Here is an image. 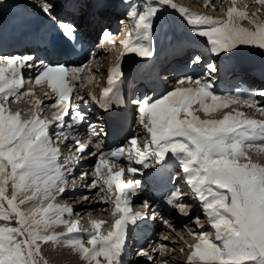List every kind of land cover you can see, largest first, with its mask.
I'll list each match as a JSON object with an SVG mask.
<instances>
[{"label":"snow or ice","instance_id":"6c2138e0","mask_svg":"<svg viewBox=\"0 0 264 264\" xmlns=\"http://www.w3.org/2000/svg\"><path fill=\"white\" fill-rule=\"evenodd\" d=\"M259 2L264 4V0ZM3 3L4 0H0V5ZM125 3L129 5L126 17L130 20V31L127 38L121 41L122 55L132 54L140 58H152L155 55V21L165 7L178 12L193 35L206 38L214 55L231 53L241 45L264 50V21L256 18L255 13L249 16L246 11L238 10L234 4L228 9L226 19H214L189 12L172 0H146L143 5L132 4L131 0H125ZM41 4L43 13L55 21L51 0H41ZM241 19H247L253 27L241 26ZM57 27L67 41L75 43L77 28L74 23L59 20ZM103 35L111 41V34L107 30ZM89 55L95 56V53ZM4 59L8 63L0 65V220L11 221L15 217L17 226L0 225V264H40L37 259L40 244L49 241H66L86 264H101L100 257H103L105 264H123L128 223L155 219L157 213L148 200L142 204L143 213L131 212V198L137 195L141 182L133 178L123 180V166L116 172L112 168L119 165L122 157L129 162L134 160L145 169L150 166L147 162L149 157H155V164L163 166L169 152L176 156L185 180L200 201L208 223L216 229V240L219 241L215 243L208 240L203 232H192L197 243L190 246L193 250L188 257V264H264V165L250 160L240 163L241 159H248L246 148L259 147L264 150V144L256 143L258 139L264 141V120L241 118L243 113L240 112L235 115L227 113L219 120H201L192 110L193 104H198L199 110L206 114L235 103L255 108L256 98H264V90L221 97L212 90L211 79L181 78L177 83L192 82L196 87L176 88L155 100L144 98L132 101L139 114V123L151 136V140L144 145L145 151H140L137 138L132 137L130 147L121 145L107 152L101 151L97 156L96 152L89 149L91 140L85 144L72 135L85 121L86 114L71 108L70 101L76 87L74 82L79 80L78 74L87 65H53L42 60L37 62L33 56ZM200 60V56H195L191 62L197 64ZM87 63H91V60ZM207 68L208 77L217 71L214 64H209ZM24 69H35L34 77H27L29 82L34 80L39 85L46 81L56 94V100L50 107L60 106V111L54 114L60 129L56 133L57 139L67 140L72 136L77 153L81 156H97V179L90 186L98 187L102 167L108 168L103 185L109 191L115 185L117 194L112 201L113 216L118 215L119 218L115 219L106 235L100 232L104 221L94 222L95 231L89 234L87 240L91 247H85L82 239L69 236L79 231L78 221L71 219L73 210L50 202L66 191L67 176L73 171L71 165L78 159L65 157L61 164L60 149L53 147L54 142L48 135L49 123L36 113L30 120L22 119L19 112H12L6 106L9 97H13L15 102L31 94L30 90L20 91L25 80ZM123 77L118 61L111 68L107 86L98 101L104 110L125 103L120 93ZM93 78L90 76L87 82L91 83ZM91 98L96 99L95 96ZM41 103L36 101L37 112ZM258 111L264 112V108ZM65 117L68 119L65 120ZM98 135L89 128V137ZM95 146L100 147L99 143ZM67 147L71 148L72 145ZM127 172L136 174L140 169L129 166ZM86 176L87 173L81 174L82 179ZM9 182L12 189L10 198L7 195ZM103 185L100 191L104 190ZM28 192L31 195H26ZM181 195L178 190L170 192L166 198L167 204L178 214L190 217L194 224L199 225L200 217L187 210L190 206L182 202ZM19 196L24 198L18 201ZM36 200H39V206L29 213L21 210L20 205ZM65 214L68 220L63 218ZM163 223L171 228L166 219ZM56 225H65L66 233L49 234V230ZM163 239L167 240L168 237ZM165 247L161 244L159 250L163 251ZM156 251V247L150 246V250L141 249L137 255L152 261V254Z\"/></svg>","mask_w":264,"mask_h":264},{"label":"bare ground","instance_id":"6f19581e","mask_svg":"<svg viewBox=\"0 0 264 264\" xmlns=\"http://www.w3.org/2000/svg\"><path fill=\"white\" fill-rule=\"evenodd\" d=\"M11 1H16V2H19V3H26L29 6H33V4H32L33 0H30V1H32V3L29 0H11ZM39 1H41V0H39ZM62 1H63V3L64 2L65 3L68 2V1H64V0H51L53 5H55L56 3H61ZM216 1H218V4H216V5H220L222 0H216ZM231 1H240L241 2L242 0H231ZM245 1L246 2H250L251 4L245 3L243 7H238L237 9L246 11L249 16H251L253 13H255L256 14V18H258L260 21H264V18H263L264 17L263 16L264 12L262 13L263 17H261V18H260L261 15H258L256 13L259 10H263L264 11V4L260 3L259 0H245ZM145 2H146V0H131L132 4H139V5H143ZM153 2H154V0H153ZM185 2H186V0H185ZM185 2H183V3H185ZM253 3L256 5L255 8L253 10L248 9V8H250V6ZM175 4H177L178 7L186 6V4L184 5V4L180 3V1L175 2ZM209 4H211V2H209V0H206V6H208ZM259 4L262 7H260ZM59 6L60 5H56V6L53 7V16H56V17L57 16H64L65 14H68L71 11H73V7H70L67 10H64V9H62ZM188 8L189 7H187V9ZM191 9L192 10L189 11V12L199 13L200 14V12L198 11L199 9H197L196 7L195 8H191ZM97 10H98V12L96 14L97 15L96 16L97 24H96L95 29H98V27L103 28L105 26V24L108 22V23H110V25L108 26L109 30H111L112 32H115V31L119 30V29H117V26L113 25L115 22H118L119 20H121L123 18L125 20L130 21L129 19H126L127 17L125 18L126 13L129 10V5L125 3V0H100ZM168 15H170V17H171L170 20L173 21V24H169L166 21ZM179 15L180 14H178V12L170 9L169 7H165L164 10L158 15V17H157V19L155 21L154 38L166 36L167 38H170V39H165V40H162V41H158V39L156 38L154 40L155 55L152 58H140V57H137V56L132 55V54H124V55H122V58L119 60V62L121 63V67H122V70H123V73H124V77H123V84L121 86L120 93L123 95L124 101L126 99L127 93L131 89V84L129 85V83L133 82V80H131V78L132 77H134V78H137V77L138 78L139 77L143 78V76L139 75L140 71H142V70L149 72L150 74L154 75L156 78L159 77L158 80H157L158 84L161 87L166 86V88L164 89V92L162 94H159V96L157 95L158 93L154 94V99L153 100L157 99V97L160 98L162 95H165L167 92H169V90H171V88L173 87L174 83H173V85L172 84L169 85L168 81L165 82L163 79L160 78V73L163 71V67H164L165 63L167 61L173 59V58L175 59V57H176L177 60L180 59V61H175V64L172 67L175 70V73H174L175 78H177L179 75H182V74L186 75V73H188L190 75L189 77L193 78V76L197 75L198 73H200V71H202L203 74H204L203 78H207V79L211 78V80L213 81V89L212 90L214 91L215 94H217V95H219L221 97L233 96L232 92L230 91L229 88H227V86L230 83V81L232 79V76L238 74V71H240V70L244 71L247 74H249V73L251 74L252 73L251 75L253 76V78L257 79L258 82H261V83L264 82V61L258 60L259 62H262V63H261V65H256L255 63H253L254 61H256L255 57H254L255 59L251 57L252 59L249 60L250 59V55H252L251 53H259V55H260V53L261 52L263 53L264 51H262L261 49L256 48V47L241 45V46H238L236 49H234L231 53H222L219 56L214 55L210 51V45H209L207 39L204 38V37L193 35L192 32L189 29V26L185 23L184 19L179 18ZM179 19L182 20V21H179ZM247 24L250 25L249 23H247ZM121 26L122 25H120V27ZM241 26H243V25L241 24ZM243 27H245V25ZM101 32H102V30L100 31L99 36L97 37V40H96L95 43H97L98 40H99V37H101V38H103L102 46L106 47L108 41L106 42V38L104 37L103 33L101 35ZM117 33L118 32H116V34ZM6 37H8V36L3 35L0 38V40L1 39H5ZM113 39L114 38L111 35V40H113ZM202 42H206V50L202 51V54L200 56V58H201L200 62L197 63V64H193L191 61L197 55L193 54L194 52L191 53L192 51L189 52L190 50H192V48H189V47L190 46L191 47H195V49L198 50L199 49V44L202 43ZM109 44H110V46L113 45L112 42L109 43ZM22 48H23V46L18 45L15 48V50H14V54H17L18 52L22 51ZM203 48L204 47L202 46L201 49H203ZM108 49H109V47H108ZM108 49H107V52H108ZM3 52H5V50ZM107 52H105L103 54H106ZM188 52H189L190 56L188 55ZM114 53H116V50L112 53V55L109 56L110 59L112 58ZM99 54H100V52H99ZM209 54L212 55V58H213L212 59V63L217 68V71L215 73H213V75H214L213 77L212 76L208 77L206 75V73L208 72V68H207L208 65L207 64L210 62V59L206 58V56L207 55L209 56ZM106 58H107V56H106ZM230 58L232 59V61H231ZM260 58L261 57H259V59ZM187 60H189L188 64L184 65V62H186ZM244 60L245 61L249 60V61L248 62H242ZM0 61H2V60H0ZM250 61H252L253 64L247 65V64L250 63ZM205 62H206V64H205ZM109 64H110L109 62L108 63L105 62L104 64L99 66V67H102L103 69H108V71H109L107 74H105L104 78L100 82H98V85H100V87L103 88V89L107 86V80H108V77H109L110 70L114 66L115 63L113 65L112 64L109 65ZM0 65H7V64L4 63V62H0ZM93 66L94 67H92L93 68L92 71L94 72V71H96V69H98V67H95V65H93ZM233 70L235 71V73L231 77H226L227 73L230 72V71H233ZM171 71H172V69L169 70L170 73H171ZM90 76L94 77L93 75H89L88 74L87 75V80H88V78ZM146 79H148V78H146ZM94 81L95 80L93 78L91 83L87 84V85H90L89 87L92 88V86L94 84ZM153 81L155 82L156 79L154 78ZM175 81H176L175 82V87L176 88H181L185 84H186L187 88L196 87V85L194 83H192V82H185L183 84H179V83H177V81H179L178 79H176ZM76 82L77 83H75V85L77 84V88H76L77 91H80L83 88V92L84 93L85 92H88V94L90 93L89 91L85 90V86L84 85L81 86L82 82H81L80 78ZM84 82H83V84H84ZM23 88L26 91L30 90V92H31L30 95H28L26 97H22L24 99L25 103L23 104V101H21L22 98L19 101L13 102L14 98L13 97H9V101H8V103L6 105L12 112H19L21 114V118L22 119H23V116H25L26 114H29V112H31L33 110L32 108L36 107V104L34 102H33V106L31 107V101L33 99H34V101L35 100L36 101L37 100L41 101L42 103L40 104V106L43 105V103L46 104V103L51 102L52 101L51 99L54 100V97L51 95V93H48L47 91L45 92L44 89H42L43 95L38 96L35 93L38 90V88H33V85L29 84V82L28 83L24 82L23 83ZM127 88H128V90H127ZM252 91H254V90H252L250 88H246L244 90H240L239 93L241 95H246L247 93L252 92ZM93 92H94V90H93ZM38 94H40V93H38ZM145 94H146L145 91L142 90L139 93L140 99H143ZM95 95H96V93H95ZM44 97H46V98H44ZM95 97H96L95 100L92 99V101H90L85 95V98L87 99V101L84 100V103L86 102L84 106L87 107V106L94 105L96 107L95 109L99 108L100 104L98 103L97 95ZM256 99H257V105H256L255 108L246 107L242 103H235V104H231L227 108H220V109H218L216 111H212V112H209V113L206 114L202 110H199V105L198 104H193L194 106H192V110H193L194 114L197 115L199 117V119H201V120H213V119L214 120H219V119H222L224 117V115L227 114V113H231L232 115H235L237 112H240V113H243V117H241V118L255 119L257 121H261L263 119L259 116L260 115L259 114L260 111H258V109L264 108V99H261L259 97H257ZM71 101L73 102V104H72L73 107H75V105L79 104L78 103V99H76L75 97H73V99ZM71 101H70V103H71ZM91 102H96V103L95 104H91ZM210 102L211 101H209V103ZM113 107L121 109V108L124 107V104L120 105V106L113 105ZM56 108H57L56 111H54L55 113L60 111V106H57ZM101 109L104 110L103 108H101ZM113 109L114 108H111V109H109L107 111L104 110L107 115L101 114V115H103V119L105 121V124H107V117L109 115L108 112L113 110ZM94 111H93V113H95ZM213 112L215 114H212ZM110 113L116 114V113H113V112H110ZM261 113L264 114V112H261ZM95 114H93V116ZM211 115H217V116L213 117ZM134 116L135 115L133 114V112L130 115H128V114L123 115L121 123L124 125V129L121 130L120 132L124 133L128 129V126L130 125V122L134 118ZM93 118H96V117H93ZM95 121H97V120H95ZM136 121L138 122V124H136V125H139V128H143V126L139 123V114H138V116L136 115ZM105 124H104V126H105ZM96 125L97 126L94 129L95 131L99 130L98 129L99 125L98 124H96ZM89 128H84V132H88ZM56 129L59 130V128H57V127L55 128V130ZM79 131L80 130H78V132ZM146 131H147L146 129H144L142 131L140 130V134H145ZM52 133H53V130L51 131V134ZM53 137H56V139H57V136H52V138ZM77 138H79V137H77ZM104 140H105V137H104ZM121 140L122 139L119 138L118 141H121ZM127 140L128 139H126V141ZM146 140H148V139L145 138V137L142 138L141 135H139L138 142H140L143 145H145L146 143H148V141H146ZM57 141H61V140L57 139ZM64 141H65L64 145L60 142L61 147H65V145H66L68 140H64ZM91 141H93V139H91ZM114 143L116 144L115 145V148H116L118 146L116 139L114 140ZM103 145H104V143L101 144V146H103ZM253 148H254V150H256L255 148H257V147H253ZM245 151H251V150H250V148H246ZM256 153L264 154V152L262 150H260V149H257ZM64 155H63V157H64ZM68 155H67V157H68ZM69 156H70V158H75L76 157L75 155H69ZM60 157H62V156H60ZM149 158H150V160H148L147 162L149 163L150 166L148 168H146V169L144 168V171H141L142 176H141V173H139V174L138 173H136V174L128 173L127 172V168L129 166L130 167H134V168H138V167H136V164H134V160L131 161V162L126 160V167L123 165L124 168H125V172H124L125 176L123 174L122 179L126 180L127 178H125V177L131 178V177H133L132 175H135V176L138 175L139 178H141V179H143V178L145 179L146 176L147 177H153L154 175L155 176L157 175V177L159 179L165 177L167 180H169L172 187L177 185V183L181 182L182 186L184 187V192H185L184 195L183 194L181 195V200H182L183 203H185V204L190 206L187 210L190 211L193 215L197 214V212H198V214H201L200 213L201 211L205 214L204 209L202 208L201 203L198 200L196 194L193 192V190L191 189L190 185L187 183L185 178L181 176L182 175L180 173L181 172V168L179 167L178 160L176 159V156L173 155L172 153H168L166 155V157H165V161L166 160L167 161L163 164V166L167 167V168H165L163 171H160L159 173L157 172L156 169L160 165H156L155 164V157H149ZM76 159H78V161H81V163L76 164L77 163V162H75L76 160L73 161V163L71 165V167L73 168L72 174L67 176V188H66V191L62 195H59V197L61 196L63 198V196L66 193H68V192H73V194L76 195L77 192H75V190L79 191V190H82L84 188V186L82 187L81 185H76V183L77 182H81V181L87 182V181H85V179H86L85 177L83 178L84 180L81 178V179H79L77 181V176H76L77 172L78 173L81 172V174H82V172L83 173H87V171H88L87 169L88 168L86 169V167L84 166L85 165L84 163H85L86 159H85V157L82 158V159H80V158H76ZM123 159H124L123 157L120 159V163H119V165L116 166V168L115 167L112 168L113 172H116V171L119 170V167L121 166V163H122ZM249 160L252 163L263 165V164H260V161H257V160L252 159V158H248L247 160H242V161L240 160V163H248ZM124 161H125V159H124ZM138 166L143 167L142 165H138ZM87 167H89V166H87ZM176 167H178V168L175 169ZM94 173H96L95 172V168H94ZM94 177H95V175L93 176V178ZM183 178H184V180H183ZM100 180H101V178H100ZM163 182H165V179H160V185H159V183H158V185L161 186V184H163ZM102 183H103V180L101 182V186L103 185ZM142 183H141L140 189L138 190L137 195L135 197L131 198V204L132 203L135 204V202H137V201L140 202V201L145 200V199L148 200L147 188L144 187L145 186L144 182H142ZM114 187H115V185H114ZM105 190H106L105 194H109L108 189H105ZM177 190L179 192H183V191H181L179 189H176L175 191H177ZM11 191H12L11 182H9L8 190H7V195L9 196V198L11 197ZM26 195H31V192L26 193ZM154 195L157 196L158 192L154 191ZM115 196H114L113 199H115ZM19 199H22V198L19 197L18 200ZM50 202L55 204V205L63 206L62 205L63 203L62 204L59 203L60 201L53 200V201H50ZM194 203H195L194 207L191 206ZM73 205H74V203H73ZM6 206L7 205H6V202H5V207ZM37 206H39V200L30 201V202H28L26 204L20 205V208H21L22 211H24L27 214V213H29L32 209H34ZM75 206H76V203H75ZM82 206H83L82 203H80V204H78L76 206V210L78 212L80 211V213L87 210L85 208L79 209ZM85 206H86V204H84L83 207H85ZM94 207H96L95 210H90L87 213V215H86L87 220L86 221L81 218L83 213H81V214L77 213V215H79V219H77V218H73L72 219V220L78 221V229H79V231L77 233L69 234V236L72 239H77L78 237L81 239V237L83 236L84 226H86V227H88V226L94 227L93 225H94V222H96V221H104V223L101 225V228L106 232V234L111 229V227L108 228V226H111L110 222H112V220L110 218H108L111 215L108 214V217L105 215L108 220L102 214L100 216H98L97 218H94V214H95L94 212H97V202L95 200L90 203L88 208L89 209H93ZM108 208L109 207L107 206L106 209H108ZM109 209H113V208H109ZM199 209L201 211H199ZM110 212H111V210H110ZM169 212L170 213H168V214L175 215V216H171V217H173L172 220H171V223H174V222L179 223L178 221H180L182 223L185 222L189 227H191L190 224H188V221L191 220L190 217H185L183 215L178 214L175 209H172ZM111 217H113V216H111ZM156 217L160 218V220L157 219V221H159V223H160L162 221L161 220L162 219L161 215L158 214ZM65 220H67V218ZM144 221H146V220L138 221L135 224L128 223V225H127L126 233L128 231V228H130V226L136 225V226L140 227V228H136L135 229L136 241H138V242H140L142 239H145V235L147 234L148 229H149L148 227L150 226V225H147L146 228L145 227L142 228L141 225L143 224ZM3 224H8L9 226H12V227L17 226L15 217H13V219L11 221L0 220V225H3ZM204 226H205V228L208 227V230L211 229L213 231H216V229L211 227L209 223H208V226L207 225H204ZM60 228L63 229L62 233H66L67 229H66L65 225H56V226H53L49 230V234H51V233H60ZM198 229H199V232L205 233V231L203 229V226H199ZM192 231H195L196 233L198 232L197 230H192ZM141 232H145V233H144V237L140 239V237L142 236ZM88 236H89V233L87 232V234L84 235V238H86V237L88 238ZM191 238H192V240L190 239L189 241H187V246H189V247L190 246H194L197 243V238L196 237L193 236ZM206 238L208 240H210V241L215 242V243H219V241H217L216 238H214L213 236H209V235L206 234ZM162 240L164 242H168V240H164L163 237H162ZM63 243H67V242L64 241L62 243H53V242L49 241L46 244L41 242V244H40V249L41 250H40L39 256H43L47 260L48 264H53V260L54 259H61V258H62L61 264H86V262L81 258L79 253L74 251L70 246H68V244H66V247L62 246ZM158 244L159 243H157L156 246H158ZM156 246H154V247H156ZM125 247H127V245H125ZM130 249H132V248L130 247ZM64 250H67V251L65 252ZM180 250H182V249L180 248ZM187 252L185 251V254H183V252H181V256L185 259V260L183 259L184 260L183 262H188V257L191 254V251L189 250V252L188 253ZM127 253H129V252H127ZM165 253H170V251L166 250ZM73 254H76V256L72 257ZM99 259L101 261V264H104L103 257H100ZM126 262H127V259H126V261L123 260V264H125Z\"/></svg>","mask_w":264,"mask_h":264},{"label":"rangeland","instance_id":"374dc122","mask_svg":"<svg viewBox=\"0 0 264 264\" xmlns=\"http://www.w3.org/2000/svg\"><path fill=\"white\" fill-rule=\"evenodd\" d=\"M179 1H180V3H182L184 5L186 4V6L189 7L187 9L186 6H182V8H185L188 11H191L192 10L191 8H195L196 7L197 9H199L198 11L200 12V14L207 15V16H211L214 19H218V18L219 19H226L227 18V11H228V9L230 7L233 6V4L235 5L236 8L243 7L245 3L251 4L250 2H246L245 0H242L241 2L240 1H231V0H225V1L222 0L221 3H220V5H216V4H218V1H216V0H209V2H211V4H209L208 6H206V0H186V2H185V0H179ZM30 2L32 3V1H30ZM172 2L175 3V2H178V0H172ZM183 2H185V3H183ZM37 4L38 5L41 4V1H38ZM54 6H56V4ZM255 6L256 5L253 3L250 6V8H248V9L253 10L255 8ZM259 6H260V4H259ZM260 7H262V6H260ZM263 12H264L263 10H259L256 13L258 15H261L260 16V18H261V17L264 16V14L262 16V13ZM125 18H126V16H125ZM170 18H171L170 15H168L166 21L169 24H173V21L170 20ZM179 18H182V17L179 15ZM126 19H128V18H126ZM121 21H124V23L121 24ZM179 21H182V20L179 19ZM247 23H248V20L247 19H241V21H240V24H242L243 26L245 25V27H247V28L248 27L249 28L253 27L252 25H248ZM117 24H119V25L121 24L122 26L119 28V30L116 31L118 33H117L116 36L113 37L114 39L111 40V41H115V43L114 44L112 43L113 45L110 46L109 43H111V41L109 39L108 40L106 39V42L108 41L107 46L109 47L108 52L106 54H102V55H99L97 57V61H96L95 67H98V69H96V71H94V72L92 70H90V69L89 70H85L86 73H87L86 75H88V74L89 75H93L95 81H94V84H93L92 88H90L89 87L90 85H87V84H90V83L87 82L88 81L87 80V77L84 78V81L85 82H84V84L82 83V85H84L85 86V90L86 91H89L90 93L89 94H88V92H85L84 93L83 92V88H82L80 91H77L76 94H75V97L78 100H80L82 103H84V100L87 101V99L85 98V95H86V97L90 101H92L91 96H96L97 95L98 100L100 98V95H101V87H100V85H98V82H100L104 78L105 74H107L109 71H108V69H103L102 67H99V66L102 65V64H104L105 62H107V63L109 62L110 64L113 65L114 63L118 62L122 58L123 47H122L121 41H123V39L125 40L127 38V36H128V33L130 31V21L125 20L123 18V19L119 20L117 22ZM109 25H110V23L107 22L105 24V29L104 30L109 31V28H108ZM156 38L158 39V41H162V40H165V39H170V38H167L166 36L156 37ZM156 38H154V40ZM202 46L204 47L203 49H201ZM189 48H192V52L190 51L191 53L194 52L193 54H196V55L201 56L202 51L203 50H206V42L200 43L198 50H196L195 47H191V46ZM115 50H116V53H114L113 56H112V58L110 59L109 56L112 55V53ZM200 50H201V52H199ZM262 51H264V50H262ZM251 54L252 55H250V59L249 60H251L252 58L255 57L256 58V61H254L253 63H255L256 65H261L262 62H259L258 60L264 61V52L263 53L261 52L260 55H259V53H251ZM188 55H189V52H188ZM106 56H107V58H106ZM259 57H261L262 59L261 58L259 59ZM206 58H209L210 59V62L207 65L213 64L212 63V59L213 58H212V55L211 54H209V56L207 55ZM4 60L7 61V59H4ZM249 60H246V61L244 60L242 62H248ZM231 61H232V59H231ZM4 63H6V62H4ZM253 63H252V61H250V63L247 64V65H250V64H253ZM205 64H206V62H205ZM6 75H10V73H6ZM186 76L187 75H185V77ZM213 76L214 75L212 74V77ZM201 77L202 76H200L199 78H201ZM209 79H211V78H209ZM168 80L170 81V79H168ZM26 83H28V81ZM169 84H172V82H170ZM139 85H141V83ZM36 88H38V90L35 93L38 96L43 95L42 87H39L38 86ZM181 88H187L186 84L184 86H182ZM92 89L94 90V92H93ZM174 89H176L175 84L173 85V87L171 88V90H174ZM171 90H169V91H171ZM20 91L21 92H25V90H23V88H21ZM152 92H153V90H152ZM152 92L147 93L146 98H150L151 99V93ZM38 93H40V94H38ZM95 93H96V95H95ZM90 94H91V96H90ZM157 95L159 96V94H157ZM81 97H83V99H81ZM44 98H46V97H44ZM157 99H158V97H157ZM21 101H23V104L25 103V101H24L23 98L21 99ZM130 101H133V100L130 99ZM33 102L36 104V100L34 101V99H33L31 101V107L33 106ZM95 103L96 102H91V104H95ZM51 104H52V102H49V103H46V104L43 103V105H41L39 107V111L38 112H37L36 107L32 108L33 110L31 112H29V114H26L25 116H23V119L30 120L32 118V115L34 113H36L39 116L40 119L45 120V121H47L49 123L48 135L51 137L52 141L54 142L53 143V147H57V148L60 149V152H61V156L62 157H59V162L61 164L64 163V158L67 157V155L69 154V155H75L76 156L75 158H80V159H82V158L85 157L86 164H87V165H85V167L88 168L87 176L85 177L86 178L85 181H87V182L81 181V182H77L76 183V185H81L82 187L84 186V188L82 190H79V191L78 190H75V192H77L76 193L77 196L74 195L73 192H68V193H66L63 196V198L61 196L59 197V195L56 196V199L55 200L56 201H60L59 203H61V204L63 203L62 204L63 206L66 205L67 207H70L73 210V215H72L71 219H73V218L79 219V215H77V213H79V214L83 213V215L81 216V218L86 221L87 220V217H86L87 213L90 210H95L96 209V207H94L93 209H89L88 208L89 205H90V203L92 201H94V200L97 202V212H94L95 213L94 214V218H97L101 214L104 215V216L106 215L107 217H108V214H110L111 216H113V209H109V208H114V205H113L112 201L114 200L113 199L114 196L117 194L115 192V190H114L115 189L114 185H113V190L112 191H109L108 190L109 191V194H105V192H106L105 189H107V186L106 185L103 186V189L104 190L100 191L101 182H102V180L104 181V179H106V177H107V170H108V168H106V167H102L101 168V174L102 175L100 177L101 180H100V178L98 179V187L96 189L95 188H92L90 186L91 185V182L94 179H97V176L93 173V167L95 168V165L98 163L97 157L96 156L87 155V154H85L83 156H80V154L76 152V147H75V145L73 143L72 136H69V138L67 139L68 141H67L65 147H61V144H60L61 141H57L56 137H53L52 138V136H56V133L58 131H60V129L59 130L56 129L55 132L53 131V133L50 135V132H49L50 129L52 130V129L56 128L57 125H58V123H59L57 120L54 119L53 113L56 110H54L55 107H50ZM92 106L95 107L94 105H92ZM131 107H132L133 110L136 109V106L135 105H132L131 104ZM72 108H74V107H72ZM90 108H92V107H88L87 110H89ZM95 108H93V111L95 110ZM135 114L138 116L137 112ZM212 114H215V113L213 112ZM259 114H260L259 116L264 120V114L261 113V111H260ZM96 115L97 114H95L92 117H95ZM211 116L215 117L217 115H211ZM65 119L67 120L68 117H65ZM93 119L94 120L99 119V115H97L96 118H93ZM136 122H137L136 120H133L132 121L131 127H132V130L133 131H132L131 134H128L127 135L126 138L128 140L125 141V142H123V143H121V145L125 146L126 148L127 147H130L131 146L130 143H129V140L131 139L130 137H133L134 134L137 133V135H136V137H137V147L140 149V151H145L144 145L142 143L138 142V137H139V135H141L142 138H144V137L147 138L148 140H146V141L149 142L151 140V136H150V134L147 131L145 132V134H140V130L142 131V130H144V128H139V125H137V127H136ZM137 124H138V122H137ZM64 130L67 132V128L64 129ZM72 135H75L76 137H79L78 139H80V141L82 143H85V144H88L89 143V136L87 135V133H83L81 131H79V132L78 131H73ZM98 138H99L98 141L101 142V137H98ZM60 140H63V138H61ZM64 143H65V141L63 140L62 144L64 145ZM256 143L257 144H264V141L258 139L256 141ZM67 145H72V147L69 148V147H67ZM92 147H95V143L89 144V149H90V151L96 152L97 151V148L96 149H92ZM153 147H155V146L153 145ZM255 149L257 150V149H260V148L257 147ZM250 150L251 151H246L247 157L248 158L255 159L257 161H260V164H263L264 165V154L256 153V150H254V148H250ZM262 151L264 152V150H262ZM63 155H64V157H63ZM69 155H68V157H70ZM149 160H150V158H149ZM242 160H245V159H241V161ZM78 163H81V161H78L76 164H78ZM122 164H125L124 166L126 167V162L125 161H123ZM134 164H136L135 161H134ZM87 166H89L90 168L87 167ZM136 167H138L140 169V172H138V174L141 173V171H144V168L138 166L137 164H136ZM94 175H95V177L93 178ZM76 176H77V181L79 179H81V172L80 173L77 172ZM124 176H125V173H124ZM132 176L133 177H131V178L136 179V180H139L141 183L143 182V179L139 178L138 175H136V176L135 175H132ZM141 176H142V173H141ZM125 178L129 179L128 177H125ZM98 191H99V195H97V192ZM19 197H21L22 199L24 198L23 196H19ZM85 197H88V199L86 200ZM104 201H107V203H105ZM142 201H140V202L137 201V202H135V204L132 203L134 206L131 204V206H130L131 207V212H133V213H135V212L143 213L145 210L142 207V204H143ZM73 203H74V205H73ZM75 203H76V206L78 204H80V203H82L83 206H84V204H86L85 207L82 206L79 209L85 208L87 210L84 211V212H81V213H80V211L78 212L76 210ZM194 205H195V203L192 204L191 206L194 207ZM107 206L109 207L108 209H106ZM110 210H111V212H110ZM199 211H201V210L199 209ZM200 213L201 214H198V212H197V214L194 215V216H199L200 217V224L199 225H196V224L194 225V223L192 222V220H190L191 218L189 219L190 221H188V224H190V226L192 228L189 227L185 222L182 223V222L178 221L179 223H176V222H174L175 224L174 223H171V220L173 218L171 216H175V215H173V214H171V215L170 214L165 215V217L162 220H165L166 219L168 221V224L171 225V228H169L167 225H165L163 228L161 227V228L158 229L159 231H157V233L161 237V240H160V242H159V244L157 246L158 247L157 248V251L152 254L153 255V260L152 261L148 260L144 256L137 255V253L140 250L136 251L135 248L130 249V247H128V246H131V245H128V244L131 243V238H132L131 235H132V233L135 232V229L136 228H140L139 226H136V225L130 226V228H128V231L126 233L125 245H127V247H125V251L122 254V260H125L126 261V259H127V262L125 264H165V262H166V264H188V262H183L185 259L181 256V252H183V254H185V251L186 252L187 251L189 252V250L190 251L193 250L192 247L187 246V241H189L190 239L192 240L191 237H193V235H191V233L192 232H195V231H192V230H197L198 231L197 233H199V229H198L199 226H203V229L205 231V234H207L209 236H213L214 238H216V235H217L216 231H213L211 229L208 230V227L205 228L204 225H207L208 226L207 216L202 211ZM106 216H105V218H106ZM111 216H109L108 218H110L112 220V222H110L111 223V226H112V224L114 223L115 219H118L119 216L118 215L117 216H113V217H111ZM63 218L64 219L67 218V220L69 219V217H68L67 214H65ZM153 220L154 219H152V218H148L143 223H145V224H146V222L148 224L149 223H153ZM138 221H141V220H137L136 222H138ZM155 224H156V222H154L152 225L154 226ZM111 226H108V228L111 227ZM141 226H142V228H144V227L146 228L147 225L142 224ZM94 231H95L94 227H92V226H88V227L84 226L83 236L81 237V239L84 241L85 247H91V246L87 244V240L89 239V236H88V238L86 237L87 238L86 239V238H84V235H86L87 232L90 234V233H92ZM62 232H63V229L60 228V233H62ZM100 232H101V234L106 235V232L102 228H100ZM144 233L145 232H141V235L142 236L140 237V239L144 237ZM165 236L168 237V239H167L168 242H164L162 240V237H165ZM77 239H80V238L78 237ZM160 243L163 244V245H166V247L164 248L163 251H160L159 250V246L161 245ZM66 244L67 243H63L62 246L66 247ZM180 248L182 250H180ZM166 250L167 251H170V253H165ZM64 251L66 252L67 250H64ZM127 252H129V253H127ZM75 256H76V254H73L72 257H75ZM37 259H39L40 264H44L45 261L47 262V260L43 256H38ZM61 262H62V258L61 259H54L53 260V264H61ZM47 264H48V262H47ZM104 264H105V262H104Z\"/></svg>","mask_w":264,"mask_h":264}]
</instances>
